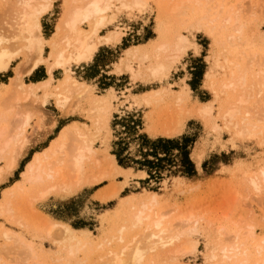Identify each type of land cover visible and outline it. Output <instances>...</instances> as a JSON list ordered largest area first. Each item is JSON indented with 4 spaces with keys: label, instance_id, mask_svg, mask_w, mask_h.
<instances>
[{
    "label": "rangeland",
    "instance_id": "1",
    "mask_svg": "<svg viewBox=\"0 0 264 264\" xmlns=\"http://www.w3.org/2000/svg\"><path fill=\"white\" fill-rule=\"evenodd\" d=\"M17 1L0 0V28L13 15ZM129 2L112 0L111 12L107 18L114 14V21L100 32L103 35L109 30H121L123 36L119 44L100 46L89 63L71 65L68 71L54 69L53 80L48 86H40L30 99L22 101L23 96L18 95L20 99L16 101L10 93V79L14 77L16 66L22 62L21 58L13 61L5 72L0 73L1 139L17 135V125L22 117L27 113L32 115L25 134L16 138L18 142L28 139L26 154L17 158L13 151L17 147L14 145L0 154V178L3 180L0 181V264H101L103 261L110 264L112 256L107 255L108 251L119 253L123 246L128 247L123 258L129 264V254L134 248L140 247L143 251L146 248V252L152 246L148 239L150 231L145 230V225L136 228L129 221L134 209L138 208V202L148 195L147 192L157 194L158 203L154 210L157 216H164L163 224H167L166 228L174 229L178 226L177 220L182 215L192 213L194 218L199 219L198 234L195 237L198 248L194 254L182 259L176 258L174 254L176 247L180 246L178 242L168 247L157 246L145 253L140 264H217L208 247L210 240H215L217 229L223 232L224 238L226 236L225 239L222 237L224 244L231 245V238L237 235L241 247H248L256 260L264 259V191L257 194L246 180L247 175L264 167V0H146L145 5L138 8L123 5ZM68 3L69 0H54L49 12L40 18L41 33L45 39V58L51 52L52 40L60 35L57 28L66 19ZM12 4H15L14 7ZM74 6L81 7L83 3L75 2ZM11 7L13 11L10 10ZM8 11H12L11 16ZM227 17H230L229 22L225 21ZM159 28L165 33L160 32ZM161 33L168 39L174 33L183 34L187 38L188 49L173 65L167 78L160 81L145 76L144 67L153 60L152 54L140 61L133 58L126 61L125 54L127 49L133 51L134 46L141 45V56L147 50L152 51L154 44L162 39ZM230 35H233L232 41L228 39ZM101 70H110L109 73L118 81L112 79L107 82L103 77L98 78L94 81L97 83L96 89L91 88L87 97L79 99L82 91L87 89L75 90L77 93L70 92L63 107L50 95L59 92L58 86L65 75L90 85L93 84L90 79L101 73ZM34 72L33 75L24 74L22 82L29 84L48 79L47 64L40 65ZM135 74L140 78L136 79ZM230 74L234 77L240 75L244 86L238 85V90L223 92L220 85L230 78ZM109 84L114 85L107 87ZM126 88L129 90L125 93ZM162 88L167 91L160 92L154 99L147 94ZM122 91V94L127 95L126 101H122L120 97ZM92 94H105L110 99L111 117L108 129L96 131L93 120L89 118L88 100L92 98ZM140 94L143 95L139 97ZM240 95L247 102L239 103ZM177 97L182 98V101L178 103ZM42 100L44 104L41 106L39 102ZM203 103L211 106L209 116L202 117L197 112ZM132 104L136 106L131 107ZM232 106L235 112L226 115L225 110ZM168 109L171 110L170 113ZM41 110L48 116L45 119L41 117L45 121L40 118ZM245 111L249 112L248 117L258 129L253 130L249 126L250 134H240L235 127L246 116ZM178 114L183 131L179 135H168L165 130L175 125ZM128 119L137 124L133 130L128 129L131 127L129 123L126 125ZM74 121L83 123L89 136L92 134L91 137H96L93 143L94 154L89 156L85 165L89 181L98 178L100 173L107 172L108 154L114 156L115 161L114 154H118L122 161L119 166L129 167L131 173L128 178L106 174L108 176L99 181L82 183L71 193L55 190L42 198L40 191L50 185L27 184L22 172L36 153L52 145V140L57 137L61 128ZM140 122L143 124L142 131L147 136L139 132ZM142 135L148 141L157 138H186L188 160L193 166L194 175H181L177 171V165H165L157 177L150 174L146 166L142 167L138 163L142 161L141 154L148 147L141 141ZM68 138L63 153H47L50 157L47 166L55 165V168L58 159H69V153H72L70 148L77 143L73 136ZM170 153L172 160L178 164L180 152L171 149ZM198 155H202L199 163ZM9 156L15 157L18 165L7 175L3 172L8 171L6 166L11 161ZM146 159L152 160V157L148 156ZM97 163H100L99 167L95 166ZM63 165L60 167L61 178L57 184L72 181L66 175L69 174V164L66 162ZM140 173L144 176L139 175ZM121 182H125L122 191L116 197L104 201V193L108 191L107 194H110L109 190H114L113 187ZM45 219L61 222L74 230L75 236L82 242L78 249L70 253L69 243L64 241V235L59 229H53L50 237H45L48 227ZM4 229L16 235V239L24 245L15 243L14 239H3L1 235ZM227 236L231 238L228 239ZM120 238H123L122 242ZM144 238L147 239L144 241ZM257 244L263 248L260 255L254 250ZM26 245L30 246L31 253ZM171 256L176 260L171 259Z\"/></svg>",
    "mask_w": 264,
    "mask_h": 264
},
{
    "label": "bare ground",
    "instance_id": "2",
    "mask_svg": "<svg viewBox=\"0 0 264 264\" xmlns=\"http://www.w3.org/2000/svg\"><path fill=\"white\" fill-rule=\"evenodd\" d=\"M35 1L37 0H18L17 2H15L16 6L14 9L13 15L11 16L12 14L11 12L13 11L12 10L13 8L11 7L10 10L12 11H8L10 14L7 13V15L9 14V16H11V18L9 17L10 19L7 20V22H4L0 28V73L5 72L9 68L10 64L16 59L21 58L22 60V62L20 60L21 63L16 66L14 77L10 79L11 80L10 87L12 88L10 93L12 96L14 95L16 101L20 99L18 95L23 96L22 101H25L27 99H30V97H32L36 93L37 89L40 86H48L51 80H53L52 71L54 69L59 68L62 71H68V68L71 65H80L83 63H88L92 60L94 53L98 50L100 46L106 45V44H116L117 45L118 43L121 42V39L123 36V32L118 29L109 30L106 34L100 35L101 30L107 27L108 25H111L114 21V14L111 15L110 18H107V15H109V12H111L112 0H69V3L66 7V19L63 22L62 26L57 28V30L60 31V35L56 36L52 40L51 45H50L51 52L49 54V57L45 58L43 57L45 39L43 38L42 33H41L40 18L49 12V10L51 9L53 5L54 0H41V2H35ZM129 1H130L129 4L124 3L123 5H129V6L132 5L138 8V7H141L142 5H145L146 3V0H129ZM75 2H81L83 3V6L75 7L74 6ZM225 21L229 22L230 17L225 18ZM160 32H162L161 29H160ZM162 33H165V32H162ZM162 33L161 35L164 38L162 37V39L158 43L154 44V48L152 51L148 52L147 50L144 52V55L141 56V53L139 51L140 47H142L141 45V46H134L133 51L128 49L125 54L126 61L129 60L130 58H133L139 61L144 60L148 58L149 54H152L153 60L151 61L149 65L144 67L145 76L151 79H158L160 81L167 78V76L171 72L173 65L176 64L187 53V49H188L187 38L183 34L174 33L171 39H168L167 37H165V34H162ZM228 39L229 41H232L233 35H230ZM44 64H47L48 79L46 81H43L39 83L38 85H34L32 83L24 84L22 82V77L24 74L29 75L30 73H32V71L40 67V65H44ZM125 66H128V65L126 64ZM135 75H136V79L140 78L138 74H135ZM239 76L234 77L233 74H230V78H228L226 82L220 85L221 91L223 92L234 91V90H238L237 89V87H239L238 85L244 86V84L242 83L243 78L241 76L240 78ZM58 87H59L58 88L59 92H55L50 95L56 99V102L60 107H63L67 99L68 93L70 96L71 95L70 92L74 93L75 90H80L82 88V84L78 83L70 75H65V77L61 81V84H59ZM90 91L91 89L87 88V90L83 91V94L79 95V99L82 100L83 98L87 97ZM162 91H167V89L162 88L159 90H154L148 94H150L151 99H154V97L156 98L157 95ZM75 93L77 92L75 91ZM241 94H243V92ZM242 97L243 95L242 96L240 95V98L238 97L239 103H244L246 101V100L244 101V98L242 99ZM60 98H63L64 100ZM177 99H178V103L182 101V98L180 97H177ZM39 103L42 106L44 104V100L40 101ZM89 105H90L89 118L93 120L95 130L98 131L99 129H108L109 121L111 117V105L108 99L105 97H100V96H92V98H90ZM234 110L235 108H233V106L228 107L227 110H225V114L232 115L235 112ZM169 111L171 110L168 109V112ZM210 111H211L210 104H205V103H203L200 106V108L197 109L198 114L202 117L209 116ZM40 112H41L40 118L42 117L45 119L47 115H45V113L42 110ZM173 113H174V110H173ZM179 114L176 116V119L179 117ZM245 114L246 116H243L241 120L239 121L238 123L239 125H235V127L238 129V133L240 134L249 133L250 132V129L248 128L249 126H252L253 130L255 128L253 121H251L250 117H248L249 112L247 111ZM31 118H32V115L28 113L25 114L22 117V119L20 118L21 121L19 119L20 122L17 125V128L19 130L17 135L7 138L6 140L1 139L3 138L2 137L3 131L0 130V154L4 153L8 148H10L13 145L17 147L15 150H13L14 152H16L17 158H22L26 154V151H27L26 146L28 143V139L22 142H18L16 141V138L25 134ZM42 118L41 120L45 121ZM0 120H2V117H0ZM175 122H176L175 125L171 129L165 130V132L168 135H179L182 133L183 124L181 123L179 118ZM82 124L83 123H78L74 121L72 122V124L65 125L63 128H61L57 137L52 140V145L50 147H46L42 152L36 153L33 156V158L26 164L25 169L22 172V174L27 184L30 183V184H34L37 186H42L45 184L50 185L49 188H45V189L43 188L44 190L40 191L41 193L40 197L46 198L48 194L50 195L49 192L51 191L53 192L55 190L61 191V193L62 192L71 193L75 190L74 189L75 187H78L82 183L89 181V179L86 176L87 172L85 173V165H87L89 156L91 157V155L94 154L93 143L95 142L96 137L95 136L91 137L92 134H90L89 136L88 131L85 130ZM173 124H174V121H173ZM51 125H54V124L52 123ZM68 136L70 137L73 136V139L77 143L74 147L72 145L71 147L72 149L70 148L71 151L70 150L69 151L72 153H69V155H71L70 157H68L69 159L65 160L59 157L61 159H58L57 163L54 162L56 164V167L58 166L57 169H55L56 167L53 168L55 165L54 166L51 165L53 162H51L50 164L51 167L47 166L46 163L50 158L47 155V153L54 155L57 152L58 153L60 151L62 152L65 147V141L68 138ZM14 152L12 153L14 154ZM10 158H11V161L8 164V166H6L8 171L6 172L4 171L3 173H6V174L12 173L13 170L18 165V161L15 159V157L14 158L10 157ZM201 159H202V155H198L197 156L198 163L201 161ZM66 162H67V165L69 164V166H67L69 168V174L66 173V175H68L69 177L68 176L67 177L70 178V180L72 181H69V182L61 181L60 184H57V181L61 178L60 172L62 169L60 167L64 166L63 163H66ZM106 163H107V169H108L107 172L100 173L99 175H97L98 178H92L93 180H91L92 182L89 181L90 183L99 181L102 178L104 179V177L108 175H111L113 177H116L117 175H123L125 178H128V174L131 173V170L120 168L116 164L114 156L110 154H108ZM99 164L100 163H97L95 164V166L99 167ZM90 167L88 168V170L90 169ZM257 169L258 170L255 171V173L247 175L248 177H246V180H247L248 185H250V187L257 194H260L261 192L264 191V167L263 168L261 167L260 169L257 168ZM1 175L2 174H0V177H2ZM139 175L144 176L143 173H140ZM1 179L2 178H0V181H3ZM124 186H125V182H121L117 187L114 186L113 187L114 190L112 189H111L112 191L109 190L110 191V194L108 193L109 195L107 194L108 191L104 193L106 194V196H102V199L105 201L107 199L116 197L119 194V192L122 191ZM147 193L148 195L146 194L147 196L145 198L143 197L138 202V208L134 209L135 212L130 217L131 220H129L131 222L132 227L137 228L139 226L145 225V230L150 231L148 233L149 235L148 239L152 243V246H150V248L148 246L147 247L153 250L157 246L168 247V246H171L174 242H178L180 246L176 247L177 250L174 253L176 258L180 257L182 259H185L188 256L194 254L198 248V241L195 239V237L198 234L197 226L199 223V219H196L197 217L194 218L192 216V213L188 214V216L182 215L177 220L179 223L177 224L178 226H176L174 229H169V227L166 228L167 224L166 226L163 224L164 216L163 215L157 216L154 210L155 206L158 203L157 194L153 192H147ZM136 205H137V202H136ZM0 210H1V206H0ZM8 211L7 213H9ZM47 223H48V227L45 232V235H46L45 237H50L51 231L53 229H59L62 231V235H64V241L69 243L70 253L72 254L74 251L78 249L79 247L78 245L80 244L81 240L79 239V237L75 236L74 230H72L71 228H69L68 226L64 224H61V222L59 223V222H53V220L52 221L47 220ZM177 227H179V229ZM176 228L178 229V231L175 230ZM222 233H223L222 231L217 229V232L214 236L216 241L211 239L210 240L211 244L210 246H208L210 249V255L214 260L217 261V264H264V259L260 258L259 260H256L257 258L255 257V255L251 252V250L248 247L246 246L241 247L242 244L238 241L237 235L233 236V238L229 236V238L232 239V244L230 243V241L228 243H230L231 245L224 244L225 242L222 240V237H223ZM1 236L3 239H6V240L14 239L15 243L21 244L22 246L24 245L23 242L16 239V235H14L12 232L8 230L4 229L2 231ZM211 236H213V234ZM140 237L143 239L142 236ZM146 239L144 238V241ZM119 240L120 242H122L123 238H120ZM146 243L148 242L146 241ZM89 247L90 245L88 243V248ZM127 248H128L127 246L126 247L123 246L120 249L119 253L108 251L109 253L107 255H110V257L112 256L111 258L113 259V260L111 259L112 262L110 264H127V262L123 258V255L126 254L125 252ZM26 249L28 250L29 253L32 252L30 246H27ZM145 249L146 248H144V251H143L140 249V247L134 248L133 252L129 254L131 257L129 259L130 262L128 263L129 264L130 263L140 264L142 259L145 256V253L149 250L147 249V251L145 252ZM254 250L259 255L261 252H263L262 246L258 244L255 246ZM172 256H171V259L175 258V257L172 258ZM176 258L174 260H176ZM104 264H107V263L105 262ZM185 264H188V263H185Z\"/></svg>",
    "mask_w": 264,
    "mask_h": 264
},
{
    "label": "trees",
    "instance_id": "3",
    "mask_svg": "<svg viewBox=\"0 0 264 264\" xmlns=\"http://www.w3.org/2000/svg\"><path fill=\"white\" fill-rule=\"evenodd\" d=\"M129 123L131 127L128 129H132L137 127V124L128 119L126 121V125L128 126ZM141 141L144 142V145H148L145 148L143 154H141L142 161L138 162L140 166H146L148 168V172L150 174L155 175V177L160 175V172L163 170V167L166 165L168 167L176 166L179 167L177 170L181 175L185 177H191L194 175V169L192 164L188 160V149L186 145V138L181 137L179 139H162L157 138L153 141H148L143 135L140 137ZM171 149H176L177 152H180V157L178 164L172 160L171 157ZM116 157L117 165H122L121 159L118 158V154H114ZM159 155H162L161 157ZM151 156L152 160H147L146 157ZM191 156V154H190ZM192 159V157H191ZM193 161V160H192ZM164 163V164H163ZM121 167V166H119ZM123 169H130L129 167H121ZM194 178V177H193ZM190 179V178H187ZM192 179V178H191Z\"/></svg>",
    "mask_w": 264,
    "mask_h": 264
},
{
    "label": "crops",
    "instance_id": "4",
    "mask_svg": "<svg viewBox=\"0 0 264 264\" xmlns=\"http://www.w3.org/2000/svg\"><path fill=\"white\" fill-rule=\"evenodd\" d=\"M118 44H119V43H118ZM115 45H116V44H115ZM127 50H128V49H127ZM127 50H126V51H127ZM94 54H95V53H94ZM92 58H93V57H92ZM88 63H89V62H88ZM83 64H84V63H83ZM37 69H38V68H37ZM35 70H36V69H35ZM35 70H34V71H35ZM34 71H32V73H30V75L35 74ZM109 71H110V70H108V71L101 70V71H100L101 73L95 75L94 77H92V78L90 79V80L92 81V83H93V84H90V85H88V83L84 84L83 82H80V81L76 80L74 77H73V78H74L78 83L82 84V88H81V89H83V90H85V89H87V88H88V89H89V88L91 89V88H95V87H97V83L95 84L94 81H95L96 79H98V78H102V77H103V80H105V81H107V82L110 81V80H112V79H114V81H118V80H115L114 75L110 74ZM119 77H120V76H119ZM116 79H117V78H116ZM46 80H47V79H46ZM46 80H44V81H46ZM33 81H36V80H33ZM41 82H43V81H41ZM41 82H37V83H34V82L32 83V82H31V83L34 84V85H38V84L41 83ZM94 84H95V85H94ZM112 85H114V84H111V85L109 84V85H107V87H108V86H111V87H112ZM95 89H96V88H95ZM95 89H94V90H95ZM108 89H112V88H108ZM113 89H114V88H113ZM165 89H166V88H165ZM128 90H129V89L126 88V89L124 90L125 93H126V91H128ZM157 90H159V89H157ZM106 91H108V90H106ZM152 91H154V90H152ZM152 91H151V92H152ZM82 92H83V91H82ZM122 93H123V91L121 92L120 97L123 99L122 101H126V100H125V97H126L127 95H126L125 93H124V94H122ZM148 93H150V91H149ZM148 93H147V94H148ZM92 95H93V94H92ZM142 95H143V94H140L139 97L142 96ZM93 96H97V95H93ZM100 97H105V98L108 99V101H110V99H109L107 96H105V94H104V95L101 94ZM116 97H117V96H116ZM117 100H118V99H117ZM88 101H90V99H89ZM129 101H130V100H129ZM132 106H136V105L132 104L131 107H132ZM126 108H129V107L126 106ZM132 112H134V111H132ZM129 113H130V112H129ZM148 113H149V111H148ZM126 114H128V113H126ZM131 114H132V113H131ZM138 130H139V132H143V131H142V130H143V124H142V122H140V128H139ZM143 134H145V133L143 132ZM145 135H146V134H145ZM146 136H147V135H146Z\"/></svg>",
    "mask_w": 264,
    "mask_h": 264
}]
</instances>
